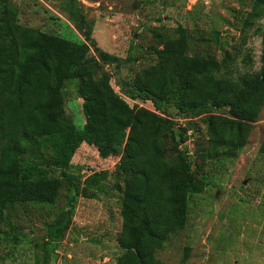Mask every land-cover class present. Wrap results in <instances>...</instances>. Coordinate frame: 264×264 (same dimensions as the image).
I'll use <instances>...</instances> for the list:
<instances>
[{
  "label": "trees",
  "instance_id": "16d2710c",
  "mask_svg": "<svg viewBox=\"0 0 264 264\" xmlns=\"http://www.w3.org/2000/svg\"><path fill=\"white\" fill-rule=\"evenodd\" d=\"M76 1L66 4L72 16ZM248 5L239 17L241 43L264 15V0ZM152 33L162 45L152 48L156 61L122 80L121 88L131 99L155 98L175 106L176 114L210 107L213 112L201 118L206 139L196 141L191 154L184 145L185 128L166 115L130 105L112 90L102 64L114 63L116 56L96 47L94 57L85 41L23 25L17 6L0 0V231L4 224L11 226L17 207L31 205L49 217L44 241H60L77 198L106 192L107 171L91 174L90 187L71 173L75 151L84 143L106 156L123 137L112 173L121 217L115 264H160L157 250L184 228L190 195L206 187V162L235 157L247 142L264 106V47L259 69L235 74V55L217 31L213 39L221 57L209 49L190 52L191 34L182 26ZM243 59L251 60L247 53ZM70 79L76 80L82 100L81 128L64 109L62 89Z\"/></svg>",
  "mask_w": 264,
  "mask_h": 264
},
{
  "label": "rangeland",
  "instance_id": "374dc122",
  "mask_svg": "<svg viewBox=\"0 0 264 264\" xmlns=\"http://www.w3.org/2000/svg\"><path fill=\"white\" fill-rule=\"evenodd\" d=\"M11 1L18 8L21 24L85 41L91 56L97 57L96 47L116 56L114 63L102 64L110 75L112 90L130 105L166 115L176 127L185 128L184 145L190 154L196 141L206 139L201 118L213 112L210 107L176 114V107L164 106L155 98L131 99L121 88L122 80L156 61L152 48L162 45L152 31L162 28L171 33L182 26L191 34L190 52L209 49L221 57L213 39L217 31L224 48L235 55V74L261 66L264 15L246 33V43L240 41L239 17L249 11V0H77L74 16L66 8L68 0ZM198 35L202 39H197ZM244 53L250 56L249 63L243 61ZM62 93L66 114L81 128L84 119L76 80H67ZM263 140L264 106L235 157L206 162V187L190 195L184 228L157 250L160 264H264ZM123 145L121 137L112 152L102 156L94 146L81 144L72 157L71 173L81 185L90 187L94 183L91 174L107 171L106 192L93 198L79 196L69 229L53 244L43 238L48 215L31 205L17 207L10 216L11 226L1 227L0 264H115L121 217L112 173ZM63 195L59 206L64 204Z\"/></svg>",
  "mask_w": 264,
  "mask_h": 264
},
{
  "label": "water",
  "instance_id": "95a60500",
  "mask_svg": "<svg viewBox=\"0 0 264 264\" xmlns=\"http://www.w3.org/2000/svg\"><path fill=\"white\" fill-rule=\"evenodd\" d=\"M172 109H175V106H172ZM224 109L222 108V111H223Z\"/></svg>",
  "mask_w": 264,
  "mask_h": 264
}]
</instances>
